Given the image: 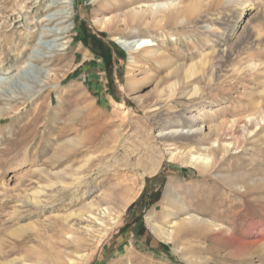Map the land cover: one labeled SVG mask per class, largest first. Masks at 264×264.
<instances>
[{
  "label": "rangeland",
  "instance_id": "1",
  "mask_svg": "<svg viewBox=\"0 0 264 264\" xmlns=\"http://www.w3.org/2000/svg\"><path fill=\"white\" fill-rule=\"evenodd\" d=\"M50 1L0 0V263L69 264L72 251L84 250L93 256L88 264H198L188 263L149 226V213L160 215L168 208L170 186L182 194L188 209L232 224L238 234L250 237L252 224L262 230L253 234L260 242L244 251L212 234L184 232L181 246L201 257L199 264H264V190L242 194L216 176L229 164L251 177L264 173V124L253 139L242 140L244 149L203 174L170 161L155 136L161 128L188 127L185 117L194 115L205 125L233 122L234 136L223 140L237 141L241 124L264 113V66L248 70L252 61L264 63V0H212L187 22L164 27L133 23L122 31H102L94 17L108 15L123 25L127 8L162 0H79L70 18L72 40L62 51L47 47L55 28L62 26L50 15L64 5L50 6ZM245 9L241 25L248 20L247 31L259 36L233 44L227 58L219 41L223 33L241 32L242 27L232 28L233 17ZM113 33L146 36L161 47L154 57L132 53L138 63L128 69L131 53L110 39ZM97 34L100 46L90 41ZM103 38L117 46L118 60L101 48ZM80 43L102 66L95 75L101 91L88 88L90 72L75 68ZM38 47L42 54L33 62L56 70L59 78L27 94L10 81L24 80L20 71ZM207 58L212 59L209 68ZM180 64L194 70L182 80L173 73ZM125 188H132L135 198L127 207L121 200L130 193ZM112 196L122 201L112 204V218L93 225L91 239L76 231L80 244L70 239V226H79L77 214Z\"/></svg>",
  "mask_w": 264,
  "mask_h": 264
},
{
  "label": "bare ground",
  "instance_id": "2",
  "mask_svg": "<svg viewBox=\"0 0 264 264\" xmlns=\"http://www.w3.org/2000/svg\"><path fill=\"white\" fill-rule=\"evenodd\" d=\"M100 1L102 0H91V2L97 3H99ZM60 2L64 3L62 8L50 15L52 19L57 21L56 25H62L55 28L54 32L56 37L47 42V47L51 51H62L67 49L70 41L72 40L69 38V34L72 33V30L74 29V23L70 20V18L72 17L77 5L79 4V0H51L49 5L54 6ZM212 2V0H188L179 2H176V0H162L153 2L146 8L142 5H133L127 8L123 14V18L121 19V21H124L123 25L118 24L114 17L108 15H96L94 17V22L96 26L102 31H122L124 30V26L129 27L133 23H141L143 25H152L158 27H164L167 24L176 25L181 21L180 19H182V21L185 19L187 22V20L191 16H194L195 14L208 9ZM248 6L250 7L251 5ZM85 12L86 11H84L83 14H85ZM246 15L247 14L245 9L233 17L234 21L232 20V28L238 29L242 27L239 34H235L234 36V32L223 33V36L219 41L223 46V56L225 55L227 56V58H230L233 55V44H236L239 41L240 43L247 40L249 41L256 36H259V34H250L251 29L249 30L250 32L247 31L248 20L246 21L245 25L242 26V22H244L243 20L245 19ZM111 39L118 42L124 49L131 53L127 66L128 69H132L138 63L136 57L132 53L136 51H142L146 55L154 57L155 53L161 47V44L159 42L153 41L146 36H136L133 38H128L113 33L111 35ZM232 41L233 43H231ZM229 43H231L232 45H229ZM150 46H155V48H149ZM41 54L42 53H40V48L38 47L37 50H35V52L31 55V63L20 71V75L24 77V80H20L19 78L14 79V77L11 79L10 83L14 88H19L27 94L37 93L39 89L44 88V86L59 78V73H57L56 70L46 68L45 65H39L33 62L34 58H40ZM211 60L207 58L206 61H204V66L209 68L210 64L212 63ZM262 65L264 66V63L262 61H260L259 63L257 61H252L248 66V70L250 69L251 72L256 70L258 71ZM193 71V65H190L185 71L183 65L180 64L175 67L173 73L175 74L177 79L182 80V78H187L189 75H191ZM203 77L204 75L202 76V78ZM198 90V87L194 88V92ZM11 94H6V96L11 97ZM185 118L190 123L188 127L161 128L158 130V133L156 132L157 134L155 136L157 140L162 141V143H160L163 146V152L170 161L174 163L179 162L183 166L194 167L202 174L211 172L213 170H218L220 167V163L222 161L225 162L226 157L229 154L237 152L238 150L244 149L246 147V145H242V140L246 141L248 139H253L256 134L260 132V129L264 124V113L262 112L259 113V116L257 117H248L240 126L242 130L241 138H238L237 141L225 142L223 138L234 136L235 126L233 122L228 124L227 122L216 121V123L205 125L197 120L194 115ZM263 139L264 138H261L260 140L262 141ZM168 140H173L174 143H172L173 141H170L171 143H167ZM175 141H184L186 145H178ZM203 141H208L210 145H204ZM194 143H196V145L192 146L191 144ZM216 176L224 181V184L226 186H229L233 190L242 194L252 193L253 191L258 189L264 190V173H258L256 177H251L248 172H235L233 169V164H229V166H226L223 171L219 170V172L216 173ZM125 189L128 193L130 192V195L127 194L126 197L125 195L120 197L121 200L125 202L124 204H126L127 207L135 200V198L131 197L132 188ZM166 199L168 202L170 201V204L169 206H167L168 208H165L160 215H157V213L155 212L149 213V226L159 238L168 243H173L175 251L180 252L182 254V258L184 257V259H186L188 263H200V261H202L201 257L198 256L194 258L193 256H191L192 254H189L187 249L184 250L181 246L180 238L181 236H183L182 234L188 230L194 232V234L197 235L203 233H207L208 235L212 234L217 238L219 237L220 239H224L233 243V245L235 244L236 248L242 251L260 242L257 240L258 238H255L253 236V234L256 233L258 235H261L262 233V230L258 228V225L256 224L251 225L255 226L254 230L252 231L253 234L250 237H245L241 234L236 233L232 224H228L216 219L207 218L199 213L200 210L198 211L197 209H188V206L186 205L185 199L182 194L177 190L171 189L170 186L166 192ZM121 200L118 201V199L112 196L105 197L103 198V200H98L97 202H92L86 212L84 211V213L82 214H77L79 218H77L78 220L76 222L79 226L77 228H75V224L70 226L72 232L67 233L69 238L77 242L80 241V238H77V236L75 235L74 231H76L84 233V235H86L89 239V236L93 231V225H95L98 221L104 225L105 219H111L112 204L120 205L119 202ZM22 230L24 229H21V231ZM99 239H102V237ZM78 244L80 243L78 242ZM72 253L74 254L73 256H68L69 264H88L92 260L91 257L93 258V256H91L92 254L84 252V250L72 251ZM0 264L11 263L6 262ZM19 264L28 263L25 260H22Z\"/></svg>",
  "mask_w": 264,
  "mask_h": 264
},
{
  "label": "crops",
  "instance_id": "3",
  "mask_svg": "<svg viewBox=\"0 0 264 264\" xmlns=\"http://www.w3.org/2000/svg\"><path fill=\"white\" fill-rule=\"evenodd\" d=\"M99 38H101V36L99 34H97L96 37H91V40H90L91 44L100 46L98 44ZM89 39H90V36H89ZM75 40L76 41L74 42V44L77 43V40H78L77 37H75ZM103 40H104V42L102 43L101 48L107 49V52L109 54L110 53L112 54V58L114 60H118L119 55L117 53L119 52V49L117 48V46L114 43H110L108 40H105L104 38H103ZM112 41H114V40H112ZM114 42L117 43L116 41H114ZM100 50H96L98 52L97 55H102V52ZM94 56L95 55L92 54V52L90 50L86 49V47L83 43H80L76 49V54H75L73 60H75V63H76L75 68H77L79 72L80 71H82L84 73L90 72L92 79L89 81L88 88L90 87V90L93 89V90L101 91L102 90L101 89V83H99L100 77L99 76L95 77V75L97 73L96 71L98 69H100V67H102V66L98 63V60H96L94 58Z\"/></svg>",
  "mask_w": 264,
  "mask_h": 264
}]
</instances>
